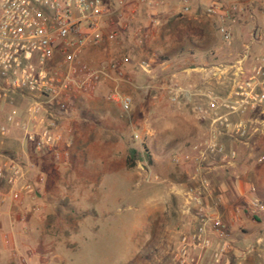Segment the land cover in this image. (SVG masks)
I'll return each mask as SVG.
<instances>
[{
	"label": "rangeland",
	"instance_id": "374dc122",
	"mask_svg": "<svg viewBox=\"0 0 264 264\" xmlns=\"http://www.w3.org/2000/svg\"><path fill=\"white\" fill-rule=\"evenodd\" d=\"M189 1L192 4L194 0ZM196 1L185 16L169 13L163 20L159 18L157 27L148 26L145 19L137 27L132 23L117 42L111 43L114 50L110 56H97L98 50L109 43L83 56L84 62L99 69L113 66L124 57L130 59V64L123 67L126 82H120L115 70L112 84L101 89L94 101L87 100L88 94H77L66 115L72 126L74 120H79L83 132L89 126L94 127L87 137L93 147L88 156L84 154L93 167L92 184H71L69 178L59 183L57 167L61 166L69 175L76 159L71 150L74 136L69 137L72 146L66 163L56 162L51 152L36 153L32 149L28 154L35 166L32 171L26 155L21 157L13 151L2 154L0 161L6 157L19 159L34 178L43 177L44 181L31 194L32 217L26 216V233H20L26 246L20 243V247L14 248L8 263L0 255V264H176L173 258L181 234L179 195L174 189L177 185L157 170L163 167L167 176L173 175L175 169L178 171L181 166L173 163V157L185 153L192 138L181 139L180 149L168 148V128L176 122L169 115L176 107L177 112L185 110L174 105L170 97L178 89L194 94L200 90L215 91L226 97L235 80L236 66L241 62L247 78L256 60L264 58V41L258 38L264 31V0L257 5V13L262 14L258 21L252 17L254 9L249 7L248 0H205L206 8L201 7L200 0ZM211 2L239 5L233 16L236 22L231 44L223 40L218 20L207 13ZM141 27L158 31L155 55L146 42L139 44L136 38L132 39V33ZM236 30L241 32L238 40ZM253 45L259 55H252ZM142 62L149 64L148 71L140 67ZM216 68L223 72L214 78L212 71ZM115 92L132 97L129 112L123 111L114 100ZM248 119L251 131L255 128L259 131L236 142L261 144L264 105L250 113ZM106 145L111 147L109 152L102 149ZM130 149L141 155L132 169L127 164ZM81 174L85 175L86 170ZM258 186L260 197L254 195L246 204L231 209L233 215L239 210L233 219L235 227L224 220L232 240L238 244L240 259L235 264L250 263L253 257L257 258V264H264V212H254L250 205L253 199L264 204V182ZM6 187L0 184V190ZM259 239L263 242L260 246ZM252 246L255 251L247 254Z\"/></svg>",
	"mask_w": 264,
	"mask_h": 264
},
{
	"label": "built area",
	"instance_id": "2783aa9c",
	"mask_svg": "<svg viewBox=\"0 0 264 264\" xmlns=\"http://www.w3.org/2000/svg\"><path fill=\"white\" fill-rule=\"evenodd\" d=\"M158 1L0 0V138L21 132L36 153L51 152L56 162H68L70 131L60 119L71 109L74 96L94 92L107 75V68H96L84 62L83 56L91 49L119 40L128 6L152 8ZM191 5L189 0H183L182 13L188 14ZM207 7V13L220 24L223 40L231 44L236 22L233 16L239 5L211 2ZM258 38L264 41V31ZM145 40L144 34L137 38L139 44ZM256 61L247 78L241 62L236 66L235 80L226 97L215 91L200 90L194 94L184 89L174 91L170 97L174 105L190 111L207 125V132L189 151L173 157L175 165L191 168L194 183L185 194V213L193 217L194 224L179 237L173 258L176 264H231L230 256L237 251L221 215L222 198L209 202L215 190L206 174L217 163L236 162L238 152L229 150L224 139L242 141L259 131H251L248 119L250 113L264 105V58ZM129 64V57H124L109 68L123 78V67ZM140 67L148 71L149 64L142 62ZM220 72L223 70L216 68L212 77L217 78ZM11 95L29 100L28 104L6 112L2 103ZM113 98L123 111L132 109L131 96L115 92ZM43 181V177L34 178L19 159L6 157L0 161V184L10 188L15 202H22L37 191ZM1 199L5 201L7 196ZM250 205L254 212H264V204L257 199ZM238 213L236 210L235 218ZM254 251L252 246L247 254Z\"/></svg>",
	"mask_w": 264,
	"mask_h": 264
},
{
	"label": "crops",
	"instance_id": "0c3cea01",
	"mask_svg": "<svg viewBox=\"0 0 264 264\" xmlns=\"http://www.w3.org/2000/svg\"><path fill=\"white\" fill-rule=\"evenodd\" d=\"M175 2V0H159L157 4L152 8H148L146 6H139L136 4L128 6L127 12L125 14V22H123L124 24H122L124 27L122 30V34H125V31L128 29L129 26H132V23L133 26L137 27L145 20H148V22L146 23L148 26L157 27L160 19L163 20L166 14L168 15L169 13H180L185 16L186 14L182 13V2ZM196 3L197 1L194 0L192 2V6L195 7ZM199 3L202 4L201 7L204 6V8H206L207 1L205 2V0H200ZM247 3L249 4L250 8L254 9V15H251L252 17H254V20L258 21L262 19V14L257 13V9L259 7L257 5L258 3L260 4V1L248 0ZM153 21H155V24L153 23ZM141 34L146 35L145 42L150 49H154V51L152 50L151 54L155 55V42L159 41L158 31L155 28L148 30L144 29V27H141L140 31H138L134 35L132 33V39L136 38L135 40L137 41L138 36H140ZM240 36L241 32L239 30H236L235 38L238 40L240 39ZM105 47L106 48L103 50H98V53L96 51L97 56L99 55L101 58H105L107 55L110 56L113 54L114 49L111 46L110 42L109 45H105ZM252 50L253 56H255V54L259 55L260 52L256 47H254V45L252 47ZM106 72V77H104V79L100 82L94 92H91L87 95V100L94 101L95 95H98L101 89H103L104 87L106 88L112 84L111 80L113 76L116 75V71L108 67ZM118 79L121 83L127 81L125 80V77H118ZM28 101L29 100H24L22 97L11 95L10 98L7 99V102L2 103V106L4 107V110L8 112L11 111L13 108H23L25 104H28ZM176 108L174 109V111H171L172 113L169 115L170 117H173L176 122H174V124H172V126L168 128L167 136L170 139V142L168 143V148L180 149L182 145L180 143L181 139L184 140V138H192L189 146L184 151L187 152L190 150V146L197 140L202 138L207 132V125L197 120L191 114L190 111L185 109L183 111L177 112ZM60 122L62 123V126L64 128H67V130L70 131V136H74L75 138V142L71 150L76 155V159L73 165L74 170L73 167H71L70 169H72V171L69 175H67L63 171L64 168H62L61 166L57 167V171L59 172L58 178L60 179L59 183L66 182V179L69 178L71 184L90 185L92 184L91 175L93 167L89 166V158L86 156H88V153L91 152L93 144L89 143L87 137L91 136L94 127L89 126L86 132H83L82 125L80 124L81 122L79 120H74L75 123L72 126L71 120L69 121L66 116L65 118L63 117L62 119H60ZM261 140V144H255L253 142L252 144L246 143L247 145H243L239 142L230 139H224L223 141L229 150L235 149L238 152V159L233 165H219L217 163V166L210 169V171L206 174V178L209 179L211 185L215 190L214 196L213 198H210L209 202L213 203L216 198H222L223 204L220 208L221 215L224 220L228 222V224L233 228L235 227L236 222L233 221V219L235 220V217L231 209L234 206L246 204L250 199H252L254 195L256 197H260L258 194V185L264 182V139L262 138ZM102 149L106 150L104 152H109L111 147L106 145L103 146ZM10 151L15 152L21 157H24V155H26V163L29 167L32 168V171L33 169H35L34 163L30 161L31 157L28 155L32 152V148L24 140V137L21 132L16 131L13 135L5 139L0 138V159L3 156L2 154L8 153ZM178 168V171H176L175 169V173L173 175L169 174L168 176L167 173L163 170V167L159 171L157 170V172H159V175H163V178L164 176L165 178L168 177L169 181L177 185L174 189L179 195V197L177 198L180 209V222L178 223V227L181 229L180 233L182 234L184 232L190 231L193 228L194 224L193 217L185 213V194L188 188L194 183L192 182L190 177L192 175L191 168L185 166H181ZM84 169L86 170L85 175L81 174ZM252 189H254L255 191L253 192ZM10 191L11 190L8 187L0 190V255H2V257H5V263L9 262L8 258L10 257V255H13L12 250L18 246L20 247V243H23L22 246H26V239L23 237V235L21 237L20 233H26V222L24 221V218L31 214L32 210L29 208V206L33 201L30 198L32 195L29 194L24 198L22 202H15L10 196ZM3 195L7 196V199L5 201H2L1 199ZM29 221L32 222V219H29ZM257 243L260 246V244L263 242L261 239H259ZM235 246L237 248L238 244H235ZM237 252L238 249L233 254H231V264H235L236 259H240L237 255ZM249 262L250 263L247 264H257V258L253 257L250 259Z\"/></svg>",
	"mask_w": 264,
	"mask_h": 264
},
{
	"label": "trees",
	"instance_id": "16d2710c",
	"mask_svg": "<svg viewBox=\"0 0 264 264\" xmlns=\"http://www.w3.org/2000/svg\"><path fill=\"white\" fill-rule=\"evenodd\" d=\"M141 158L140 153L136 149H130L128 152L127 164L130 169L135 168L137 161Z\"/></svg>",
	"mask_w": 264,
	"mask_h": 264
}]
</instances>
